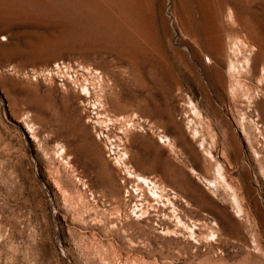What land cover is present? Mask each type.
Wrapping results in <instances>:
<instances>
[{"label": "rangeland", "instance_id": "374dc122", "mask_svg": "<svg viewBox=\"0 0 264 264\" xmlns=\"http://www.w3.org/2000/svg\"><path fill=\"white\" fill-rule=\"evenodd\" d=\"M205 1L0 0V264H264V0Z\"/></svg>", "mask_w": 264, "mask_h": 264}, {"label": "bare ground", "instance_id": "6f19581e", "mask_svg": "<svg viewBox=\"0 0 264 264\" xmlns=\"http://www.w3.org/2000/svg\"><path fill=\"white\" fill-rule=\"evenodd\" d=\"M200 1V0H199ZM207 1V0H206ZM206 1H205V3H206ZM210 0H208L207 2H209ZM226 1V0H225ZM238 0H232V3H231V6H230V13L232 14V16H238V11H240L239 9H238V5H237V2ZM254 1H257V0H254ZM254 1H252V2H254ZM261 0H259V2H260ZM204 2V1H203ZM220 2H221V0H220ZM219 2V3H220ZM229 2V1H228ZM243 4H244V7H243V9H244V12H246L247 13V16L248 15H252L253 13H255V10H254V8H253V3L251 4V0H243ZM205 3H202V4H205ZM213 3V2H212ZM211 3V4H212ZM223 3H224V0H223ZM261 3H263V0H262V2ZM201 4V5H202ZM209 4H210V2H209ZM225 4V3H224ZM230 4V3H229ZM239 4V3H238ZM255 4V3H254ZM199 5H200V3H199ZM264 5V4H263ZM205 6V5H204ZM207 6H208V3H207ZM207 6H205V8L207 7ZM202 7V6H201ZM200 7V8H201ZM209 7V6H208ZM204 8V9H205ZM210 8H211V6H210ZM210 8H209V10H210ZM224 8H225V6H224ZM228 8V7H227ZM258 8V7H257ZM203 9V10H204ZM213 9H211V11H212ZM218 10V9H217ZM223 10V9H222ZM221 10V11H222ZM205 11V10H204ZM207 11V10H206ZM214 11V10H213ZM220 11V12H221ZM225 11V10H224ZM224 11H222V14L224 13ZM257 11V10H256ZM263 11H264V9H263ZM262 11V12H263ZM215 12H216V10H215ZM258 12H261V11H258ZM206 13H208V12H206ZM206 13H205V15H206ZM213 13V12H212ZM181 14V13H180ZM184 14V13H183ZM201 14H204V13H201ZM208 14H210V16H211V13L209 12ZM208 14L206 15V16H208ZM216 13H214V15H215ZM262 14V13H261ZM216 15H218V14H216ZM220 15H221V13H220ZM254 15V14H253ZM187 16V15H186ZM258 16V15H257ZM208 18V17H207ZM247 18H250V16H248ZM261 18V17H260ZM264 18V17H263ZM262 18V19H263ZM254 19V18H253ZM257 19H259V18H257ZM207 20H209V18L207 19ZM205 21H206V19H205ZM250 22V21H249ZM248 23V22H247ZM206 25V24H205ZM208 25V24H207ZM209 26H211V25H209ZM247 26H249L248 24H247ZM253 26V25H252ZM245 27V26H244ZM228 28H230V27H228ZM252 28V27H251ZM250 28V29H251ZM226 29V28H225ZM233 29V28H232ZM231 29V30H232ZM249 29V28H248ZM240 31V30H239ZM217 32V31H216ZM232 32H233V30H232ZM237 32V31H236ZM211 33V32H210ZM214 33V32H213ZM215 34V33H214ZM202 36V35H201ZM203 36L205 37V35L203 34ZM210 36V35H209ZM212 37V36H211ZM221 37V36H220ZM202 38V37H201ZM209 38V37H208ZM217 38V37H216ZM222 38V37H221ZM198 39V38H197ZM206 39H207V37H206ZM214 39V38H213ZM203 40H205V38L203 39ZM178 41V40H177ZM195 41V40H194ZM199 41L201 42L202 40H200L199 39ZM208 42H210V40L208 39L207 40ZM198 42V41H197ZM199 42V43H200ZM219 42V41H218ZM179 43H181V42H179ZM199 43H198V45H199ZM202 43V42H201ZM201 43H200V45L199 46H201ZM212 43V42H211ZM221 43H222V41H221ZM195 44V43H194ZM196 45V44H195ZM209 45V44H208ZM203 46V45H202ZM204 46H205V44H204ZM207 46V45H206ZM217 46V45H216ZM190 47H193V46H191L190 45ZM198 47V46H197ZM196 47V49L195 50H197L198 48ZM186 48H188V47H186ZM218 48V47H217ZM200 49H202L201 47L199 48V50ZM218 49H220V48H218ZM198 50V51H199ZM203 50V49H202ZM205 50V49H204ZM203 50V51H204ZM215 50V49H214ZM214 50H212V51H214ZM201 51V50H200ZM207 51V50H206ZM210 51V50H209ZM208 51V52H209ZM182 52H184V51H182ZM189 52H190V55H191V57H192V60H197L198 61V58L200 59V57L198 56L199 54H200V52L199 53H197L196 51H193V48L191 49V48H189ZM207 52V53H208ZM211 52V51H210ZM203 53V52H202ZM206 53V54H207ZM212 53V52H211ZM186 54V53H185ZM213 54V53H212ZM188 55V54H187ZM190 55H189V57H190ZM201 56V55H200ZM203 56V55H202ZM202 56H201V58H202ZM204 57H205V55H204ZM222 58H223V53H222V50H216V53L214 52V55H209L208 54V56H207V62H211V61H214V62H217V64L219 63V64H221V62H222ZM203 59H205V58H203ZM248 60H250V58H248ZM194 61V62H195ZM201 61V60H200ZM199 61V62H200ZM205 61V60H204ZM198 62V63H199ZM251 62V61H250ZM196 63V62H195ZM250 64V63H249ZM252 64V63H251ZM255 66V65H254ZM213 68V67H212ZM252 68V67H251ZM256 68V67H255ZM254 70V69H253ZM254 95H256V94H254ZM251 96L250 98H249V104H250V109H252L254 112H255V114H256V116H261L262 115V113H263V110H264V107H263V104H262V100H261V96ZM208 101V100H207ZM162 138H163V135H162ZM167 138V137H166ZM162 141H165L164 139H162ZM232 153V152H231ZM233 154V153H232ZM233 157V156H232ZM235 157V156H234ZM233 157V158H234ZM193 171L195 172V173H197V171L195 170V169H193ZM166 173V172H165ZM218 173H220V171H218ZM170 174H171V172H170ZM226 175V174H225ZM199 176V175H198ZM131 179V180H133L134 182H135V187L141 192V194L146 198V197H148L146 194H144V189L147 187V188H149L150 190H152V189H154L155 188V190H156V192H157V194H158V196H157V198H156V200H158L159 202H163L164 203V199L165 200H167L169 203H173V201L169 198V193H168V191H167V187L166 186H164L163 184H162V181L164 180V177H163V175L162 176H160V179L159 180H161V182H160V184L157 182V181H155V180H153V179H151L149 176H144V175H141V174H139V173H137V172H135V171H133V172H130L129 173V175H128V179ZM206 180H209V179H207L206 178ZM228 186H230V185H228ZM134 187V186H133ZM149 190V191H150ZM168 190H172L171 192H175V191H173V189L171 188V189H168ZM153 191V190H152ZM151 191V192H152ZM155 194V193H154ZM156 194V195H157ZM235 196H236V194H235ZM142 197V196H141ZM240 202V201H239ZM166 203V202H165ZM236 205V204H235ZM164 206V205H163ZM240 207V206H239Z\"/></svg>", "mask_w": 264, "mask_h": 264}]
</instances>
